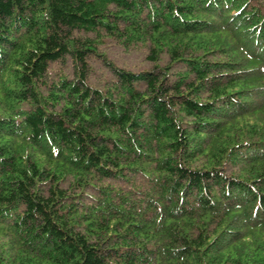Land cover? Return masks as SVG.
I'll use <instances>...</instances> for the list:
<instances>
[{
  "label": "trees",
  "instance_id": "1",
  "mask_svg": "<svg viewBox=\"0 0 264 264\" xmlns=\"http://www.w3.org/2000/svg\"><path fill=\"white\" fill-rule=\"evenodd\" d=\"M0 264H264V0H0Z\"/></svg>",
  "mask_w": 264,
  "mask_h": 264
},
{
  "label": "rangeland",
  "instance_id": "2",
  "mask_svg": "<svg viewBox=\"0 0 264 264\" xmlns=\"http://www.w3.org/2000/svg\"><path fill=\"white\" fill-rule=\"evenodd\" d=\"M99 53L102 54V57L91 56L88 61L90 63L91 69H93L96 74L103 76L104 78L108 75H105L106 71H109L107 66H104V61L113 63L119 68H124L126 70L137 73L138 71L144 69L145 67L150 68L147 62V52L145 49H135L131 51H126L122 46L116 44L115 42L108 40L101 43L99 48ZM73 60L68 58L65 65H56V70L62 69V71L72 72ZM99 75L94 76L98 79Z\"/></svg>",
  "mask_w": 264,
  "mask_h": 264
}]
</instances>
